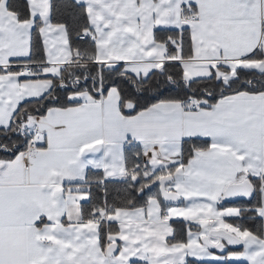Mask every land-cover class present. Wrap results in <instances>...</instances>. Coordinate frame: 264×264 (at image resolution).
Masks as SVG:
<instances>
[{"label":"snow or ice","instance_id":"snow-or-ice-1","mask_svg":"<svg viewBox=\"0 0 264 264\" xmlns=\"http://www.w3.org/2000/svg\"><path fill=\"white\" fill-rule=\"evenodd\" d=\"M189 258L264 264V0H0V264Z\"/></svg>","mask_w":264,"mask_h":264},{"label":"trees","instance_id":"trees-1","mask_svg":"<svg viewBox=\"0 0 264 264\" xmlns=\"http://www.w3.org/2000/svg\"><path fill=\"white\" fill-rule=\"evenodd\" d=\"M114 187H122V185H114ZM153 191H156L155 188H153ZM166 203V202H165ZM255 203V201H253V204ZM221 207H227V206H244V207H251V204H248L246 200H238V201H224L223 203H221L220 205ZM241 223H246L248 224L250 227L253 226V221L250 219H245L242 220ZM256 225H259L260 221L256 220L254 222ZM186 223H177L176 227L181 230V234L182 236H184L186 233L183 231L185 229ZM190 264H214L213 262H197L195 260H189ZM235 264H246L243 262H235Z\"/></svg>","mask_w":264,"mask_h":264},{"label":"crops","instance_id":"crops-1","mask_svg":"<svg viewBox=\"0 0 264 264\" xmlns=\"http://www.w3.org/2000/svg\"><path fill=\"white\" fill-rule=\"evenodd\" d=\"M226 201V200H224ZM224 201H222L221 203H223ZM167 203V202H166ZM229 207H237V206H227V207H222V208H229ZM230 222H233V223H241L242 220L238 219V218H229ZM177 223H186L183 218H175V221H174V227H176V224ZM177 228V227H176ZM178 229V228H177ZM186 235V234H185ZM182 236V234H181ZM195 260L197 262H201L199 260H196L195 258H189V260ZM204 262H211V261H204ZM238 262H243V261H238ZM214 263V262H213ZM243 263H246V262H243Z\"/></svg>","mask_w":264,"mask_h":264},{"label":"water","instance_id":"water-1","mask_svg":"<svg viewBox=\"0 0 264 264\" xmlns=\"http://www.w3.org/2000/svg\"><path fill=\"white\" fill-rule=\"evenodd\" d=\"M226 201H238V200H246V199H243V198H229V199H225Z\"/></svg>","mask_w":264,"mask_h":264}]
</instances>
